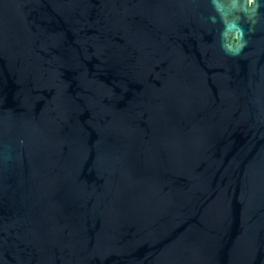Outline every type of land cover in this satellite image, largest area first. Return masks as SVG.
Instances as JSON below:
<instances>
[{
  "label": "water",
  "instance_id": "1",
  "mask_svg": "<svg viewBox=\"0 0 264 264\" xmlns=\"http://www.w3.org/2000/svg\"><path fill=\"white\" fill-rule=\"evenodd\" d=\"M0 264H264V0H0Z\"/></svg>",
  "mask_w": 264,
  "mask_h": 264
}]
</instances>
